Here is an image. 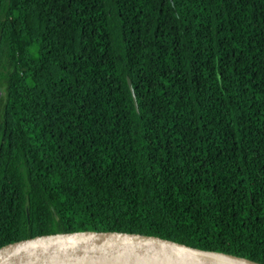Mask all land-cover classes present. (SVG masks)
<instances>
[{"label": "trees", "instance_id": "16d2710c", "mask_svg": "<svg viewBox=\"0 0 264 264\" xmlns=\"http://www.w3.org/2000/svg\"><path fill=\"white\" fill-rule=\"evenodd\" d=\"M74 226L264 264V0H0V239Z\"/></svg>", "mask_w": 264, "mask_h": 264}, {"label": "water", "instance_id": "95a60500", "mask_svg": "<svg viewBox=\"0 0 264 264\" xmlns=\"http://www.w3.org/2000/svg\"><path fill=\"white\" fill-rule=\"evenodd\" d=\"M127 86L137 111L129 79ZM0 264H253L170 238L114 227L74 226L0 239Z\"/></svg>", "mask_w": 264, "mask_h": 264}]
</instances>
